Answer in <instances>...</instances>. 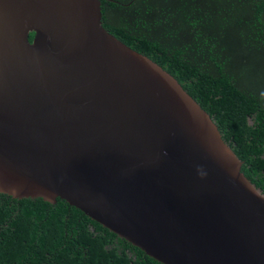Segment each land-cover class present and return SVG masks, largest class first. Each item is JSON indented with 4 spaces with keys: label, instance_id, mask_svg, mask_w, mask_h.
<instances>
[{
    "label": "water",
    "instance_id": "95a60500",
    "mask_svg": "<svg viewBox=\"0 0 264 264\" xmlns=\"http://www.w3.org/2000/svg\"><path fill=\"white\" fill-rule=\"evenodd\" d=\"M242 165L103 28L101 0H0V194L63 200L160 264H264V194Z\"/></svg>",
    "mask_w": 264,
    "mask_h": 264
},
{
    "label": "trees",
    "instance_id": "16d2710c",
    "mask_svg": "<svg viewBox=\"0 0 264 264\" xmlns=\"http://www.w3.org/2000/svg\"><path fill=\"white\" fill-rule=\"evenodd\" d=\"M114 1L103 28L177 80L264 194V0ZM0 264L160 263L63 200L0 194Z\"/></svg>",
    "mask_w": 264,
    "mask_h": 264
}]
</instances>
